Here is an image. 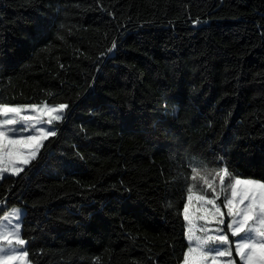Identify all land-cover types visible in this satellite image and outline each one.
Returning a JSON list of instances; mask_svg holds the SVG:
<instances>
[{
  "label": "trees",
  "instance_id": "16d2710c",
  "mask_svg": "<svg viewBox=\"0 0 264 264\" xmlns=\"http://www.w3.org/2000/svg\"><path fill=\"white\" fill-rule=\"evenodd\" d=\"M41 102L68 119L0 181L29 263L181 264L193 162L264 182V0H0V103Z\"/></svg>",
  "mask_w": 264,
  "mask_h": 264
},
{
  "label": "snow or ice",
  "instance_id": "6c2138e0",
  "mask_svg": "<svg viewBox=\"0 0 264 264\" xmlns=\"http://www.w3.org/2000/svg\"><path fill=\"white\" fill-rule=\"evenodd\" d=\"M116 47L114 40L107 51ZM69 109L66 103H0V181L31 171L50 138L59 135L58 125L68 119ZM190 171L193 183L187 186L182 212L188 247L182 264H237L236 257L239 264H264V182L236 177L226 163L193 162ZM24 215L16 207L0 215V264H27Z\"/></svg>",
  "mask_w": 264,
  "mask_h": 264
},
{
  "label": "rangeland",
  "instance_id": "374dc122",
  "mask_svg": "<svg viewBox=\"0 0 264 264\" xmlns=\"http://www.w3.org/2000/svg\"><path fill=\"white\" fill-rule=\"evenodd\" d=\"M244 179H247V178H244ZM197 203H198V202H197ZM19 209H21V208H19ZM21 210H23V209H21ZM191 211L199 212V210L196 209V208L191 209ZM23 212H24V210H23ZM14 222H15V221H14ZM5 223H7V222H5ZM201 223H202V221H201ZM224 259H227V257H225ZM26 260H27V264H30L27 258H26ZM181 264H182V263H181Z\"/></svg>",
  "mask_w": 264,
  "mask_h": 264
}]
</instances>
